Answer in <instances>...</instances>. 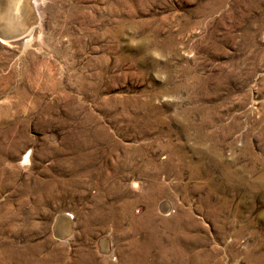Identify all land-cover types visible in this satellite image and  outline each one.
Segmentation results:
<instances>
[{
    "label": "rangeland",
    "instance_id": "obj_1",
    "mask_svg": "<svg viewBox=\"0 0 264 264\" xmlns=\"http://www.w3.org/2000/svg\"><path fill=\"white\" fill-rule=\"evenodd\" d=\"M33 9L0 43V264H264V0Z\"/></svg>",
    "mask_w": 264,
    "mask_h": 264
},
{
    "label": "bare ground",
    "instance_id": "obj_2",
    "mask_svg": "<svg viewBox=\"0 0 264 264\" xmlns=\"http://www.w3.org/2000/svg\"><path fill=\"white\" fill-rule=\"evenodd\" d=\"M28 3H29L30 7L31 6L33 7L34 0H31L30 2H29V0H0V29H3L5 31H7V30L9 31V30H12V28L15 29V28L19 27L20 25L22 27V22H23L22 17H24L25 10H26L24 8L25 7L27 8ZM34 14H35V12H34ZM31 16L32 15H30L26 21L27 25L29 24V22L31 20ZM34 17H35V15H34ZM33 21H35V20H33ZM28 30H29V27H28ZM28 30H27V32H28ZM6 42H7V40L0 38V43L5 44ZM1 152H2V150H1ZM25 162H27L26 156L24 158L23 164ZM164 209H166V208H164ZM66 220L67 219L61 218V217H60V219L59 218L57 219V225L58 226H56V227H58L61 230L60 231L58 229L57 234H61L64 236H67L69 234V232L71 230L70 223ZM171 249H172V247H171Z\"/></svg>",
    "mask_w": 264,
    "mask_h": 264
},
{
    "label": "water",
    "instance_id": "obj_3",
    "mask_svg": "<svg viewBox=\"0 0 264 264\" xmlns=\"http://www.w3.org/2000/svg\"><path fill=\"white\" fill-rule=\"evenodd\" d=\"M31 0H29L30 2ZM24 9L25 10V14H24V17H22V27L21 25L15 29L12 28V30H3V29H0V38L4 39V40H7V42H11V41H14L18 38H20L21 36H23L27 30H28V27H29V24L27 25V19L29 18L30 15L33 14L34 12V9L33 7L29 6V3L27 5V8L25 7Z\"/></svg>",
    "mask_w": 264,
    "mask_h": 264
}]
</instances>
